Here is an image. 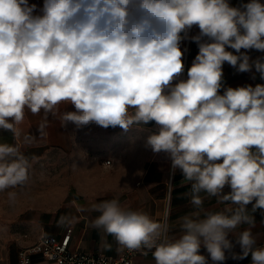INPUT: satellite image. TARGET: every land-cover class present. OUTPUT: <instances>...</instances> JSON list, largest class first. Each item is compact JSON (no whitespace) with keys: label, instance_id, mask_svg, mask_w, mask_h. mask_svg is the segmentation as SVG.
Listing matches in <instances>:
<instances>
[{"label":"clouds","instance_id":"1","mask_svg":"<svg viewBox=\"0 0 264 264\" xmlns=\"http://www.w3.org/2000/svg\"><path fill=\"white\" fill-rule=\"evenodd\" d=\"M193 26L199 33L189 37ZM185 39L199 51L181 79ZM241 49L264 52L261 0L238 7L229 0H43L40 8L0 0V129L15 133L25 109L78 129L155 122L145 147L168 154L190 186L194 210L179 218V234L118 197L78 210L99 213L93 226L113 237L118 252H150L155 264H208L201 246L212 264H223L226 251L264 264L253 233V214L264 216V84L223 88L225 62L240 73L254 68L264 80V59ZM30 168L18 146L0 144V192L10 205L17 193L8 190L24 187ZM207 198L223 208L206 210Z\"/></svg>","mask_w":264,"mask_h":264},{"label":"crops","instance_id":"2","mask_svg":"<svg viewBox=\"0 0 264 264\" xmlns=\"http://www.w3.org/2000/svg\"><path fill=\"white\" fill-rule=\"evenodd\" d=\"M247 2L249 0H229L230 5L234 7ZM29 3H35L40 8L43 5V0H29ZM261 3H264V0H261ZM198 33L199 28L193 26L189 37ZM181 50L184 52L182 57L184 73L180 78L186 79L187 70L199 49L191 39H185L181 42ZM227 50L238 54L233 49ZM245 51L252 61L257 58L264 59V52L241 49V52ZM253 76L255 79L252 78ZM256 84H264V80L260 78L254 68L251 72L240 73L227 62L224 63L223 88L247 85L254 87ZM60 110L74 111V108L71 105L62 104ZM108 129L121 130L119 126L108 127ZM88 130L87 125L78 129L71 122L62 127L59 119L51 115L45 122L43 111L33 115L27 109H25L24 120L16 126L15 133L0 129V144L7 143L18 146L31 163L29 181L26 184L29 190L26 192H48L47 205L34 206L39 211L33 219L30 243L39 235L61 236L67 228H70L69 245L72 248L88 252L118 254L117 244L113 237L105 236L102 230L93 226L92 222L99 213L78 210L79 208H89L93 203H100L114 197L119 198L125 209L146 212L154 220L161 222L166 216L167 224L171 229L170 234L178 235L179 218L194 210L186 195L190 192V186L181 184L182 174L178 169H172L168 154L153 153L150 148L145 147L147 137L157 131L155 122L131 127V135L136 133L137 136H131V158H128L129 155L125 156L122 162L113 151H111L113 163L110 158H108L110 163H106L105 159L103 160L100 156L102 153L93 158L85 157L81 148L93 145V142L88 141ZM140 133H142L141 136ZM94 145L96 150L102 149V145ZM67 152L75 155L71 157L72 173L54 174L49 177L47 184L32 183L45 161L53 158L56 154H66ZM121 164L125 167L120 168ZM229 191L230 188L225 186L224 193ZM103 192H107V194ZM202 195L204 194L202 193ZM204 208L215 211L223 208V205H217L215 198H207ZM248 208L251 210V205H248ZM253 215L256 221L253 233L257 238V245L264 246V216L261 215V210H257ZM105 239L112 245L111 250L103 246L102 242ZM228 239L234 245L232 252L239 254L241 249L236 243L235 235L230 233ZM200 254L208 258V264H212L209 254L203 246H201ZM225 255L227 259L223 264H251L250 255L240 260H233L227 251ZM146 261H153L152 255L138 256L134 264H142ZM32 262L33 264H56L38 253L32 255Z\"/></svg>","mask_w":264,"mask_h":264},{"label":"rangeland","instance_id":"3","mask_svg":"<svg viewBox=\"0 0 264 264\" xmlns=\"http://www.w3.org/2000/svg\"><path fill=\"white\" fill-rule=\"evenodd\" d=\"M87 126L89 128L87 138L88 141L93 142V145L81 148L85 157L93 158L102 153L100 156L103 160L110 158L113 163L111 154L113 151L116 152L120 162L125 156L129 155L128 158H131V136H137L136 133L131 135V127L124 131L123 129H105L95 123ZM141 135L142 133H140ZM94 144L102 145V149L96 150ZM73 156L75 155L67 152L66 154H56L53 158L45 161L32 183L47 184L49 177L54 174L72 173L73 166L70 163ZM119 167L124 168L125 166L121 164ZM28 190L26 185L20 189L8 190L17 193L16 202L11 205L8 202L7 191L0 192V264L16 263L19 248L30 243L33 219L39 211L34 206L47 205L48 192H26ZM103 193L107 194V192Z\"/></svg>","mask_w":264,"mask_h":264},{"label":"built area","instance_id":"4","mask_svg":"<svg viewBox=\"0 0 264 264\" xmlns=\"http://www.w3.org/2000/svg\"><path fill=\"white\" fill-rule=\"evenodd\" d=\"M110 163V159H105ZM161 222L167 223L166 216ZM70 228L61 236L54 234L39 235L33 242L19 248L16 264H33L32 255L40 254L42 257L54 261L56 264H134L135 259L141 255L140 252L129 253L127 250L118 254L105 252H88L72 248L69 245ZM147 256H151V253ZM142 264H155L153 261H146Z\"/></svg>","mask_w":264,"mask_h":264}]
</instances>
